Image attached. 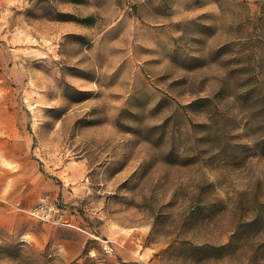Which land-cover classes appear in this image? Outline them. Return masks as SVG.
<instances>
[{
  "label": "rangeland",
  "instance_id": "1",
  "mask_svg": "<svg viewBox=\"0 0 264 264\" xmlns=\"http://www.w3.org/2000/svg\"><path fill=\"white\" fill-rule=\"evenodd\" d=\"M0 202V264H264V0H0Z\"/></svg>",
  "mask_w": 264,
  "mask_h": 264
},
{
  "label": "built area",
  "instance_id": "2",
  "mask_svg": "<svg viewBox=\"0 0 264 264\" xmlns=\"http://www.w3.org/2000/svg\"><path fill=\"white\" fill-rule=\"evenodd\" d=\"M53 209V206L48 205L46 203H40L39 205L35 206L32 210L31 213L35 216H37L38 218L44 219L49 213L50 210ZM52 212V211H51ZM66 223V222H65ZM69 224V223H66ZM96 237H98L96 235ZM101 246L103 248V251L108 254L111 255L113 252V247L112 245L109 243L108 239H101Z\"/></svg>",
  "mask_w": 264,
  "mask_h": 264
},
{
  "label": "crops",
  "instance_id": "3",
  "mask_svg": "<svg viewBox=\"0 0 264 264\" xmlns=\"http://www.w3.org/2000/svg\"><path fill=\"white\" fill-rule=\"evenodd\" d=\"M1 210H2V203L0 202V215H1ZM1 222V219H0Z\"/></svg>",
  "mask_w": 264,
  "mask_h": 264
}]
</instances>
